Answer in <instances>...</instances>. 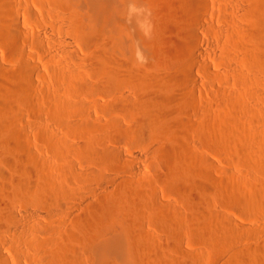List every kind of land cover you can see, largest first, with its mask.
I'll return each mask as SVG.
<instances>
[{
	"label": "bare ground",
	"instance_id": "1",
	"mask_svg": "<svg viewBox=\"0 0 264 264\" xmlns=\"http://www.w3.org/2000/svg\"><path fill=\"white\" fill-rule=\"evenodd\" d=\"M61 1L62 0H39V2L41 3V6L46 7L47 10L50 12H52L55 9V8L51 9L50 6L53 4V6L56 5V7H57L60 5V3H62ZM84 1H85L84 2L85 4L84 3L79 4V5H83L82 6L83 8L78 5L79 7L82 8V9L80 8V10L78 7H76L73 3L70 2L71 4H73V6H75V8L68 9V7H67L66 9L69 10L67 12V14L66 15L64 14L65 16H62V18H60V20H57L58 22H55L57 24H55V23L51 24V27L53 29H55L57 32H64V33L68 34V36H70L73 41H77V43H82V45H85L84 42H86L87 44L88 43L91 44L92 42H94V43L99 42V45L97 47H99L101 44L100 48L97 51H95L93 48L92 50H94L95 52H91L92 54H90L88 57H81L79 55L78 51H76L77 48L74 49L73 47H71L72 46V45L70 46L71 42H69L70 49H69V52L67 53L68 56H66V59H68V62L70 63V64L69 63L68 64L71 66H68V65H67L68 67H66V65L61 66L60 65L61 63H59L58 66L59 65L60 66L57 67L58 70H57V68L56 69L54 68L57 71V74L59 73L57 76L59 77V80H61V83L63 81V82H65V84H68V86H67L68 90L65 89V91H67L68 94L69 93L79 94V95H77V97H78V96H80V94L82 96L88 92H91V91L93 92L95 88H97L99 90H104L105 93L108 92L109 94L110 93L114 94L122 87L123 84L126 85V83L128 84V82L134 81V83L138 86V89L140 91V93L138 92L139 93V95L137 96L138 98H136V96H135V98L138 99L136 102L137 107L142 109L147 115H148V113H150V114L154 113V115L151 114V115H153V118H147L150 116H147L145 114V116H147V117L144 116L145 117L144 119H142L138 122H135L136 125L134 124V128L136 129L135 133H139V135H140L139 139L138 138H136V139H138V141L141 144L142 142L144 143V140H147L146 138H148V137L149 138L150 137H152V138L157 137L156 135L159 134V132L165 133V132H168L171 130L175 131V129H172L173 127L175 128V126H174L176 124V123L174 124L175 120H173L171 117L172 121H174L171 123H173L174 125L169 122L170 120L168 121V117L171 116V114L173 112H175V111H173V112L171 111L172 110L171 106H172V104L174 105L176 103L175 101L178 100L177 99L178 97H176L177 100H175V96L173 95V93L171 95L170 90H168V89H170V87L172 85L174 86L176 84H180L181 86L179 85V87L181 88V90H178L180 92H182V89H183V92L181 94L182 95L184 94V95L181 97L178 95L179 99L182 98V100H179L181 102V104H182V102L183 103L185 102L184 104H186V101H188V98H190L189 99L190 105H193V106L195 105V107L196 106L198 107L200 105V104L196 105V103L199 101L194 100V99H197V96H196V98L193 97V96H195L194 93L199 91L197 89H198V84L200 83V82L198 83V80L195 77V73H194L195 67L194 66H200V68H201L200 71L203 72V74L202 75L200 74V75L206 81V82H204L205 84L203 83V85H204L203 88L207 87V89L210 90L209 93H210L211 100H212L211 102L214 104L216 103L215 106L217 105L216 108L219 107L217 109H220L219 110L220 115L223 118L224 117L227 118V119H224L225 121H227L226 125L224 126V129L227 130L226 131L227 133H225L224 129L222 128L223 129L222 132H224L225 134L228 135L226 138L227 144L226 143H225L226 145L224 143L223 144L225 146H227L230 150L232 149L231 154L233 156V159L234 158H235L234 160L238 159L239 162L240 161H242L241 163L245 162L248 164L249 167L250 166L252 167L251 164L256 163L254 161L256 159V156H257V159H258V156H261V158H262V156H264V154H262V153H264V151H263L264 150V121H262L263 123H262V125H260V126H262L261 131L259 129L260 126H258V124H257V121H258L257 118L259 119L260 122H261V120H260L261 117H262V120H264V118L261 115H259L260 117L255 116L256 114L254 112L256 111V109L253 110L252 112L249 111V113H254L253 116H251V114L246 116V117L251 116L250 119L249 118H247V119L252 121V122L249 121L253 125L252 127H248L249 122L247 123L244 120L245 118H243L245 123H247V128L248 129L250 128L248 131H246L247 133H245L244 136L242 135L243 137H245V143L239 142L238 139L236 140V138H239L241 135V134H239L240 130L238 131L237 129H235L236 131L239 132L236 134L235 132H232L231 129H233V128H231V126L230 127L228 126L230 124V122L235 123L236 121H240L239 119L235 118L236 117L235 115H238L240 113L247 114L248 113L247 111L250 110L249 108H248V110L246 109L248 104L245 105L247 103L246 102L247 98H245L244 95L247 94L246 96H248V98H251V99H249V101L253 100L256 103L257 102L259 103L260 101L264 102V0H167V1L164 0L165 5L164 6L161 5V6H163V9H166L165 11H166V20H167L168 28L170 31L172 30L174 32V35H175V38L173 39V41H171V43H172V46L175 47L174 49H176V51L178 52V54L180 56V58H178V60H176L177 64L173 65L174 69L169 74H167L164 78L162 77L163 76V74H162V76H160L161 77L160 79H158V78L156 79V81L159 82V83L156 82L157 83L156 86L157 87L162 86L164 93H166V94L163 93L164 95H157L159 92H157L156 88H155L156 92L153 95L150 94V92L152 91V86L154 83L152 84L150 81L151 79L147 78L145 73H142L139 70V68H137L136 62L134 61V58H133V56H135L136 52L141 50L140 48L143 46L144 43L147 42L148 38L151 39L152 37H154V34H152L153 36L150 34V32L152 31V30H150V28H153L152 24L154 23L153 21L155 19L153 17L154 15H152V12L154 11L153 14L155 13L154 6H155V4L159 5V4H157L158 1L153 2L152 5H150L149 1H147V0H84ZM36 2H37V0H0V53H3L6 46H8V45L12 46L14 48V53H16L20 57L18 59H20L22 61L20 64L18 63L19 65H17V67L16 66L11 67V66L2 64V62H1L2 60L0 59L1 60L0 61V153H4L6 151V148L9 146L16 148L17 150H19V153H20V154L17 153L18 156L11 159L12 162L10 159L8 160V158H7L8 162H5L4 158L1 157L2 155L0 156V195H1L0 197L3 196V199L0 202V264H4V263L7 264L8 261H10L8 259V257H10V256H13L15 258L14 261H16L17 263H19L20 260L24 259V260H26V262L28 264H44L45 260L51 261V263H53V264H82V258L84 256L83 255L84 253L82 251L83 249L78 245V242H79L78 240L81 237V231H82L81 230V223H82L81 218L78 217L77 214L71 213L72 212V211H70L71 208L69 210V209H66L67 207L65 208L64 206H62L63 203L61 204L62 201L60 202V200L62 197H64L63 194L65 196L68 195L70 198H71L70 195L76 196V194H77L76 192H75V194L73 193L74 189H72L73 191H71V186L68 187V190L70 189L69 190L70 192L67 191V189H64L63 185H64V183L67 182V179L71 178L70 180L73 181V179L75 180V178L82 177L84 175L81 172H79V173L76 172L74 167L69 165V163H67V161L64 165L65 167L62 166L63 170L62 169H61V171L59 170L61 173L60 172H59L60 174L57 173L58 174L57 176H55V174L53 175V173H51V171L49 172V169L47 166V160L45 161L44 159H42V157H40V158L38 157L41 155H38V156L36 155L37 152L40 153V151L43 149L40 146L41 144L38 145L40 147L39 148L35 144H33L32 142H33V140H39V142L40 141L43 142L42 146H45V144H47L48 146H51L52 148L50 147V149H53V146L55 147L54 149H56L59 145H56L57 146L56 147L55 144L61 143V146H59V147H62L63 151L65 150L67 152L71 148L72 144H69L67 142H63L62 138L57 137L58 135L55 136V135L51 134L52 136H49L48 133H41V134H39V136H37V132H36L37 128L42 129V128H44L43 127L44 125H36L35 120L33 122H25L24 123V117L23 116H25V115H23V114L24 113L26 114L27 109L29 111L36 109L35 111H37V108L43 102H45L47 100L48 101H50V100L55 101L56 99H58L57 98L58 95L56 93L59 91L58 90L56 93H54V91L57 90L58 87L56 89L54 88L55 90H53V92L50 90L52 88V86L50 89L49 88L47 89V86L49 84L46 80H44L45 76L43 74H41L42 72H40L39 66L33 62L34 56H36L38 58L41 57V59H42V56H40V54L42 55V52H41L42 50L45 51L44 52L45 54H47V56H48L47 59L52 58L48 49L49 48L53 49L55 47L53 45L54 43L51 44L50 41L46 40L47 34H48L47 28L39 26L40 28H38V30L36 29V31L35 30L33 31L32 30L33 28H31V31H28L27 29L30 30V28L26 29V27L23 26L26 24L28 25V23L31 25L34 22L30 23V21H34L36 19L43 20V18H44L43 14L37 13L32 8V7H35ZM81 2H83V1H81ZM63 3H64V7L68 6V5H66V3H68V2H66V0ZM153 4H154V6H153ZM156 11H158V10L156 9ZM22 12H24L25 15H22ZM57 17H58V15H57ZM167 24H166V26H167ZM156 27L157 26H155V28ZM168 28H165V29H168ZM153 30H155V29L153 28ZM156 30H157V28H156ZM170 31H169V33H171ZM152 32L154 33V31H152ZM161 33L163 34L162 31H161ZM200 34H202V36L208 37L210 39V42H207V44H205L206 48L208 49V50L206 49L207 51L203 50L204 47L199 44L200 47L201 46L203 47L200 51V47L198 45V43L202 39ZM18 39L20 41L23 40L26 43V47H29V51L23 49L22 47H20L18 45L19 44V42H17ZM71 39H69V40H71ZM171 39H172V37H171ZM95 40H97V42H95ZM23 41H21L20 43L22 44ZM25 43H23V44H25ZM73 43L75 44V42H73ZM87 44L85 46H87ZM24 48H25V45H24ZM83 48H84V46H83ZM168 48H170V47H168ZM172 48L170 49V51L174 50ZM46 49L48 50L49 53L46 51ZM161 49H163V48H161ZM6 50L7 49H5V51ZM31 50L33 52H31ZM37 50H39V52ZM84 52H87V50L86 51L84 50ZM141 52H143V51L141 50ZM141 52H139V53H141ZM173 52H175V50ZM88 54H89V52H88ZM118 55H127L128 57L126 58V60H123V62L121 61L122 62V64H121V62H118L117 60H115V59H117ZM139 55H141V54H139ZM145 55H146V53H145ZM173 55L175 56V54H173ZM0 57H3V56H0ZM119 57H121V56H119ZM38 58L36 60H38ZM138 58L143 59L142 55H141V58H140V56ZM209 59L214 60L216 65L218 62L217 67L220 68L219 70L217 69L218 71L214 70L216 68H213V66H211L210 62H208ZM115 61H117L118 64L115 63ZM214 61H212V63ZM18 62H19V60H18ZM39 62H41V61H39ZM51 62H52V59H51ZM139 63L143 64V61L139 62ZM144 63H145V61H144ZM14 65H15V62H14ZM79 66L80 67H84V66L87 67L88 66L89 68H92L94 70L99 71L101 76H99V77L96 76L97 78H100V81H98L99 83L95 82V84H93V82H92V85H89L91 82L88 81L87 78L85 80L90 82V83H86V81L84 80V76H83L84 72L82 71L83 72V74H82L81 71H79V69H80ZM51 67H52V65H51ZM51 67H49V68H51ZM53 67H55V66L53 65ZM77 67L79 68L78 70L76 69ZM149 67H151V66H149ZM47 68H48V66H46V69ZM55 70H54V72H55ZM83 70H84V68H83ZM43 71H44V69H43ZM50 71H52V70H50ZM145 72H146V70H145ZM155 74H157V73H155ZM34 75L35 76L41 75V78H43L42 79L43 84L46 85L45 90L43 89L44 90L43 93H40V94L33 93L34 91H32V89L35 88V86H36L35 82L33 81ZM95 75H97V74H95ZM126 75H130L131 77L128 78L130 81L124 83V81L127 79ZM151 75L152 74H150L149 77ZM159 75L160 74H158L157 76L159 77ZM42 76H44V77H42ZM54 76H56V75H54ZM124 76H126V79H124L125 78ZM93 77H94V75H93ZM130 78H132L133 81ZM231 78L232 79L235 78L236 80L240 79V81L242 80L241 83L242 84L244 83L243 85L246 87V90L243 91L244 89L242 90V88L240 90L245 92V94L243 96H244L246 103L241 101V100H243V98L241 97L240 94H238L239 92L236 93L235 90L230 91V89L226 88L227 86L225 87V85L229 86V83H231L230 82ZM59 80H58V83L60 84ZM154 81L155 80H153V82ZM232 81H234V80H232ZM215 82L216 83H222L221 85H223V84L224 85L223 86L220 85V88H216ZM201 84H202V82H201ZM93 85L95 88L92 87ZM57 86L61 87L62 85L60 84ZM137 86H135V87H137ZM174 87H177V86H174ZM245 87H243V88H245ZM150 88H151V90H150ZM153 88H154V86H153ZM247 88H248V90H247ZM97 89H95V90H97ZM129 89H131V88H129ZM60 90H63L62 87ZM167 91H169V92H167ZM202 91H204V90H202ZM236 91H238V90H236ZM95 92H97V91H94V94H95ZM63 93H65V95H66V92H63ZM130 93H132L134 95L133 92H130ZM199 93H200V91H199ZM155 94H156V96H154ZM62 95H59V96H61L64 99L65 96H64V94H62ZM72 95H71V97L68 96L69 99L75 98L76 95H74V96H72ZM187 95H188V97H187ZM106 96H107V94H106ZM130 96H132V95H130ZM157 96H159V97H157ZM160 96H162V97H160ZM184 96L187 99V100L185 99V101H183ZM77 97L75 99H77ZM198 97H199V94H198ZM65 100L66 99H64V102H65ZM198 100H199V98H198ZM127 101H128V99H127ZM130 101H129V103H130ZM179 101H177V103ZM191 101H192V103L195 102V104H191ZM240 101H241V103H240ZM55 102L57 103V101H55ZM62 102H63V100H62ZM124 102L126 103V100L123 101L122 99H119L117 102L111 103L110 107L104 106V108L107 107L106 108L107 111H109V110L115 111L118 108L123 109L122 107H123V104H125ZM201 102H199V103H201ZM250 102H252V101H250ZM56 103H55V105H56ZM79 103H81V102H79ZM242 103L243 104L245 103L244 105L246 107H244V105H242ZM48 104H49V102H48ZM68 104H69L68 102H65V104H63V105H65V107H66V106H68ZM251 104H249V105H251ZM52 105H54V104H52ZM81 105H85V104H81ZM81 105L79 104V106H81ZM210 105L211 104H209V105L207 104L205 107L204 106L202 107V109L204 110L201 112V114H203L202 116H204V117L201 116L203 118V119L201 118L202 122H204L208 118H212L210 116L213 114H212V112H210V110L212 111L213 109L210 108V110H209V108H208V106H210ZM56 106H58V105H56ZM201 106H199V107L201 108ZM69 107H70V105H69ZM69 107H67V108L71 109V107L70 108ZM108 107H109V109H108ZM225 107L227 109H225ZM43 108L45 109L46 107H43ZM59 108H60V106H59ZM46 109H48V108H46ZM76 109H77V106H76ZM152 109H155L156 113H155V110H153L154 112L153 111L150 112ZM202 109H200V110H202ZM217 109H216V111H217V115H218ZM72 110H74V109H72ZM80 110H82V109H80ZM24 111H26V112H24ZM48 111H49V109H48ZM62 111H64V110H62ZM65 111H64V113H65ZM69 111H71V110H69ZM44 112H46V111H44ZM44 112L42 111V113H44ZM51 112H52V110H51ZM57 112H59V111H57ZM213 112H215V111H213ZM210 113H211V115H210ZM35 114H38V112L37 113L35 112ZM66 114H68V113L66 112ZM214 114L216 116V112ZM39 115L37 117H39ZM54 115H56V113ZM57 115H61V113L57 114ZM142 115H144V114H142ZM220 115H219V117L221 119L222 117ZM240 116H242V115H240ZM240 116H239V118H242ZM217 117L218 116H216V118ZM134 118H136V117H134ZM235 119H237V120H235ZM208 121H209V119H208ZM206 122H207V120H206ZM227 123H229V124H227ZM250 123H249V126L251 125ZM78 124L81 125V123H79V122H78ZM96 124H95L96 126H98V127L100 126L99 123H96ZM198 124H199V122H198ZM73 125H75V124H73ZM89 125L90 124H88V126ZM113 125H115V124H113ZM77 126L79 127V125H77ZM88 126H86V125L84 126V127L88 128L87 131L85 130L86 131L85 134L83 133V135L86 139L84 140L83 143H80L79 151L77 149L76 150L74 149V150L79 152L78 154H80V153L84 154V156L88 155V154L90 156V153L93 151V153L95 152L94 158L97 157L98 159H100L103 162H104V159H108L110 161L112 160V162H113V159H116V158L118 160H120V158H122V155H121L120 151H118V150L116 152H112V151H109V150H106L103 148L101 150V147L99 148L100 150L98 149L99 151L98 150L95 151V149H93L94 146L97 145V142L98 143L100 142V141H98L100 138L96 139L97 136L96 137L94 136V132L92 134V131L94 129H96V127L94 128L92 126L93 127L92 128L91 126H89L93 129V130H91V128H89ZM243 126H244V124H243ZM255 126L259 127L258 128L259 130L257 129V127L255 128ZM218 127H219V125H218ZM222 127H223V123H222ZM80 128H81V126H80ZM99 128H102V127L100 126ZM204 128H205V125H204ZM68 129L70 130L69 127H68ZM118 129H122V128L120 127ZM78 130H79V132L81 131L80 129H76V131H78ZM134 131L135 130H130L128 128L126 130H122V132H120V133L117 132L116 136L113 135L116 138L114 140L118 141V143H122V142L126 143L125 141L127 139L131 140V136L133 135ZM218 131H221V129L217 130L216 132H218ZM95 132H96V130H95ZM224 133H223V135H224ZM160 135H159V137H160ZM167 135H170V134H167ZM167 135H165L164 137H166ZM54 136L57 137V139H56L57 141H59V140H62V141L57 142L55 140ZM237 136H239V137H237ZM149 138H148V140H149ZM220 138L222 139V136ZM111 139H113V138H111ZM150 140H151V138H150ZM241 140L243 141L244 139H241ZM81 142H82V139H81ZM100 143H101V146H103L105 141H101ZM132 143H128V144H132ZM256 143H259L261 146L255 147L256 145H254V144H256ZM176 144H178V143H176ZM253 145L256 148V150H257V148H258V150L260 149V152L259 151L258 152L261 155L258 152H256L255 150H253L254 149ZM74 146H76V145H74ZM74 146H72V147L74 148ZM174 146H176V145L174 144ZM59 147H58V149H59ZM96 147L98 148V146H96ZM180 147H182V146L180 145ZM45 148L46 147H44V149ZM167 148H169V146H167ZM72 149H70V150L72 151ZM170 149H168V150H170ZM172 149H175L174 150L175 152H180V153L186 154V152L180 151V149L182 150V148L179 149V147H178L179 151L177 148H174V147ZM229 149H227V150H229ZM261 149L263 152L261 151ZM60 150L59 151L57 150L58 154H59ZM165 150H166V148H165ZM67 152H65V153L67 154ZM53 153L55 154L56 151H54ZM61 153H63L62 150H61ZM65 153H64V155H65ZM93 153H92V156H93ZM171 154H172V152H171ZM193 154L194 153H192L191 155H193ZM55 155L57 156V154H55ZM173 155L176 156L177 153H175ZM195 155L193 157L194 159H196V157H198V156L195 157ZM59 156H61V155L59 154ZM92 156H90V159L94 160V158H91ZM187 157H188V155H187ZM187 157H185V159L182 158L185 161V166H183V167L180 166V167H181V169L185 167L186 171L189 173L193 169L192 165L196 164L197 161L192 159V156H190L191 159L193 160V162H191L192 160L190 159V157H188V160H187ZM9 158H11V157H9ZM63 159H64V157H63ZM98 159H97V161H98ZM257 159H256V161H257ZM260 160H259V162H260ZM97 161H95V162H97ZM101 161H100V163H101ZM182 161H181V165H182ZM184 161H183V163H184ZM199 161H202V160H199ZM190 162L193 164L190 165ZM235 162H237V161H235ZM259 162L257 163V165L260 164ZM7 165H10L11 167H13L14 170L18 171L19 173L21 172V175L13 177L14 179L10 178L9 174H7L9 172H7V169L5 170V168H4V167H8ZM261 167H260L261 168L260 170H261L262 174L264 175V167L263 166H261ZM185 168H184V170H185ZM250 168H249V170H250ZM3 169L6 171V173L5 172L4 173L6 175H8V178H6V175L3 174V171H4ZM14 170H12V171H14ZM176 171H179V170H176ZM186 171H184V172H186ZM39 172L41 174L43 173V175L39 174ZM179 172H177L178 175L180 174V176L182 177V175H184V174L181 175V173H183V172H181V171H179ZM250 172H249V175H250ZM257 173L260 174V172H257ZM173 174H176V172H174ZM169 176L170 177L173 176L172 178L169 177L171 181L172 180H174V181L179 180L178 177H175V175H172V176L169 175ZM246 176H248V175L246 174ZM184 177H187V176H184ZM254 178H257V177H254ZM6 179H7L8 183L6 182ZM78 179H81V178H78ZM82 179H83V177H82ZM180 179H182V178H180ZM258 179H259V177L257 178V180ZM223 180H225V179H223ZM244 180H246V178H244ZM69 181H68V184H69ZM202 181H203L202 183L200 182L201 184H203L206 180H202ZM247 181H248V179H247ZM5 182L7 184V187H4V185H3ZM179 182H180V180H179ZM179 182H177V183H179ZM191 183H192V185L197 184L195 182H194V184H193V182H191ZM206 183L207 182H205V184ZM186 185H188V188L190 187L189 184H185V186ZM198 185L195 187L200 188V187H198ZM211 185H213V184H210V186ZM66 186H68V185L66 184ZM137 186H139V185H137ZM142 186L140 184L141 188H142ZM224 186H225V188H227L228 185L226 186V184H225ZM217 187L218 186H216V188ZM208 188H210V187H208ZM213 188H215V187L213 186ZM239 188H241V187H239ZM239 188H237V189H239ZM260 188H262V186ZM206 189H204V191ZM229 189H231V188H229ZM136 190H137V188H136ZM191 190H193V186H192ZM64 191L69 192V194L66 195ZM196 191H198V189ZM253 191H254V189H253ZM135 192H137V191H135ZM139 192H138V194H139ZM249 193L252 194V191H250ZM261 193H263V192H261ZM80 194H81V192H80ZM80 194H78V195H80ZM188 194H190V193H188ZM196 195H197V193H196ZM262 195L263 194H261L260 197ZM147 197H148V195H147ZM194 197H193V199H194ZM236 197H238V196H236ZM66 198H64V200ZM199 198H201V197H199ZM263 198L264 197L262 196L261 199H262V202L264 204ZM249 199H251L250 196H249ZM191 200H192V198H191ZM195 201H194V203H195ZM258 201H255V202H258ZM119 202H117V205H119L118 204ZM127 202H126V204H127ZM143 202L144 201H142L141 203L139 202V203L142 205ZM24 203H26V204H24ZM144 203H146V202H144ZM255 204H257V203H255ZM258 204H260V201ZM121 205H123V204H121ZM121 205H120V207H121ZM37 206L42 207V209H44V210L46 209L45 212L49 216L48 217L46 215L47 216L46 220L40 221L37 219L38 216L40 215L38 213L37 208H35ZM136 206H137V204H136ZM17 207H20L21 209L19 210V208H18L19 211H17ZM123 207H126V206L123 205ZM130 208H131V206H130ZM118 209H119V207H118ZM136 209H135V211H136ZM166 210H168V209H166ZM263 210H264V208H263ZM56 212H61V213H59V214H62L60 216L61 219L60 218H57V219L53 218V216H54L53 214ZM168 212H169V210H168ZM81 213H83V212H81ZM132 213H134V211ZM19 214H20V216H19ZM119 215H121V214H119ZM139 215L142 216V214H139ZM169 215H167V216H169ZM196 215L194 216V218H198V217H196ZM125 216H127V215H125ZM130 216L131 215H129V217ZM115 217L116 216H113V218H115ZM204 217H205V215H204ZM85 218H86V216H85ZM109 219H107V220H109ZM113 220H116V219H113ZM119 220L120 219L118 217V220H116L117 224H118V222H119V224L121 223ZM214 220H215V221H213L214 224L216 223V225H218L221 228V231L224 232L225 234H228L230 232H234L231 229L232 224H231L230 219L221 218V216L219 218V216H218L217 218H214ZM121 221L123 222L125 220H121ZM112 223H115V222H112ZM137 223L141 224L139 221ZM173 223H174V221H173ZM133 224H134V222H133ZM136 224H135V226H137ZM206 224H204V225H206ZM115 227H117V226H115ZM137 227H139V225ZM210 228H209V230H210ZM220 228H217V229H220ZM137 229H140V228H137ZM96 230H94V233ZM243 230H245V229H243ZM131 231H134V229H132ZM138 231H140V230H138ZM168 231H169V229H168ZM212 231H213V228H212ZM181 232H183V231H181ZM106 233L108 235L102 234V232H101V234L98 233L99 234L98 236L95 234L97 236L95 238V241L92 243V245H90L86 249L89 256L98 257V258L102 259L104 261L103 264H119L120 259H124V260L125 259H129V260L134 259V255H135L134 253L135 252H133L132 246L130 247L128 245L126 247V242L128 240V237H129L128 236L129 235V229L127 227H122L119 232L115 231V229H112L110 234L108 233V230ZM254 233H256V232H254ZM137 234L142 235L141 232L140 233L138 232ZM144 234H146V233H144ZM180 234H179V236H180ZM204 235H206V233ZM216 235H218V234H216ZM216 235L215 234L210 235V238L212 239V240L210 239L212 241V244H213V241L218 238ZM208 236H209V234H208ZM135 237H133V238H135ZM219 238H220V236H219ZM82 239H83V237H82ZM145 239H146V237H145ZM153 239H154V237H153ZM131 242H132V240H131ZM148 242L150 243V240L147 242H143V240L140 241L138 243V244H140L139 245L140 249H141V247L144 248V246H145L147 248L149 246L151 248L150 250L153 251V249H154V251L156 253L157 251H156V248L154 247L156 244L154 245V243H153L154 246L151 247L150 246L151 244L147 245ZM157 243H159V242H157ZM214 243H215L214 244L215 247H217L216 241H214ZM221 243H222V241L219 244H221ZM233 246H235V245H233ZM233 246L231 248H233ZM149 247H148V250H146L147 251L146 254L152 255V252L151 253L149 252L150 251ZM221 247H223V246H221ZM227 247H228V245H227ZM168 248H169V246H168ZM141 250H143V249H141ZM255 250H257V248ZM4 251L7 253H5ZM225 252H226V250H225ZM155 253L153 252V255ZM165 253H162V254H165ZM176 253H178V252H176ZM229 253H231V257L233 256L235 258V259L233 258L235 260V262L238 259H241L244 261L246 260V263H247V260H251V262H250L251 264H253L255 262L254 253H251V251H249L248 249H239L238 248V249H236V251H232ZM256 253H257V251H256ZM139 254H141V253H139ZM181 254H182V252H181ZM187 254H188V252H187ZM222 254H224V253L222 252ZM263 254H264V252H263ZM263 254L261 253V255H263ZM184 255H185V253H184ZM176 256H177V254H176ZM257 256L258 255L256 254V257ZM180 257H182V256H180ZM225 257H227V256L225 255ZM152 259L153 258L151 257L149 260L151 261ZM84 260H85V258H84ZM138 260H139V258H138ZM146 260H147V258H146ZM252 260L254 262H252ZM256 261H259V260H256ZM147 262H149V261L147 260ZM158 262H159V260H158ZM262 262H264V261L262 260ZM155 263H153V264H155Z\"/></svg>",
	"mask_w": 264,
	"mask_h": 264
},
{
	"label": "rangeland",
	"instance_id": "2",
	"mask_svg": "<svg viewBox=\"0 0 264 264\" xmlns=\"http://www.w3.org/2000/svg\"><path fill=\"white\" fill-rule=\"evenodd\" d=\"M81 1H83V2H81ZM147 1H149L150 5H152L153 2H157V1H158L157 4H159V5H156L154 3L155 6L153 4L155 13L153 14V12H154L153 11L152 15H154L153 17L155 20L153 22L155 24L153 23L152 27L155 30H153V28H150V30L154 31V33L151 31L150 34L151 35L154 34V37L151 38L152 40L150 38H148L147 42L144 43L143 46L140 48L143 52H141V50H139L138 52H136V54H135V56H133V58H134V61L136 62L137 68H139V70L142 73H145L147 78L151 79L150 81L152 84L154 83L153 84L154 88L152 86V91L150 92V94L153 95L157 90V92H159L158 94L156 93L157 95H164L166 93H164L162 86L161 87L156 86L157 83H159L158 81H156V79L157 78L160 79L161 78L160 76H162V74H163V76H162L163 78L167 74H169L174 69L173 65L177 64L176 60H178V58H180V56H179L178 52L176 51V49H174L175 47H173L172 43H171V41H173V39L175 38V35H174V32L172 30L170 31L168 28V24H167V20H166V11H165L166 9H163V6L165 5V1L164 0H156V1L155 0L154 1L153 0H147ZM61 2L63 3V2H65V0H62ZM66 2H68V3H66V5H68V6L65 5L66 7H64V3L63 4L60 3V5L57 7H56V5L53 6V4H52L50 6V8L51 9L55 8V9L52 12H50L47 10L46 7H42L39 0H37L35 7H32V8L37 13L43 14V17H44L43 20L36 19L34 21H30V23L34 22L31 25L27 22L29 26L27 24L23 25L26 27V29L30 28V30L27 29L28 31H31V28H33L32 29L33 31L34 30L36 31V29L38 30V28H40V27L47 28L48 34H47L46 40L50 41L51 44L54 43L53 45L55 47L53 49L52 48L48 49L51 56H52V58H51L52 62H51V59H47L48 56H47V54L44 53L45 51H43V50L42 51L40 50L42 52V55L39 53L40 56H42V59H41V57H39L40 58L39 59L38 57L34 56V59L36 60L38 58V60L35 61L33 59V62L39 66L40 72H42L41 74H43L45 76L44 80H46L49 84L47 86V89L48 88L50 89L52 86V88L50 89L52 92L57 87H58V89L55 90L54 93H56L59 90L56 93L58 95L57 96L58 99L55 100V101H57V103L54 100L53 101L47 100L49 102V104L47 101L43 102L40 105L42 108L39 106L37 108V111H35L36 109L30 110V111L27 109L26 111L28 113L26 111H24V112H26V114L24 113L23 115H25V116H23V117H24V123L25 122H33L35 120L36 125H44L43 126L44 128H42V129L37 128V130H36L37 136H39V134H41V133H48L49 136H52L51 134H53L55 136L58 135L57 137L62 138L63 142H67L69 144H72L70 149H72L73 148L72 146H74V145H76L78 147L77 148L76 146H74L72 151L69 149L67 152L65 150L63 151L62 147H59V146H61V143H57V144H55V146L59 145L58 146L59 149L57 146H56L57 147L56 149L58 151L61 149L63 152V153H61V150H60L59 154L61 156H59L57 150L54 149L55 148L54 146H53V149H50L51 146H48L45 143H44L45 146H42L43 142L40 141L41 142L40 143L39 140H33V142H32L37 147H39L38 145L41 144L40 146L43 148L42 149L43 151L41 150L40 153L37 152L36 155L37 156L41 155L38 157L39 158L42 157V159H44L45 161L47 160V166H48L49 172L51 171V173H53V175L55 174V176H57L58 175L57 173H59L61 171V169L63 170L62 166L65 165L66 161H67V163H69V165L74 167L76 172H78V173L81 172L84 175V176H82L83 179H82V177H78L81 179L75 178V180L73 179V181L70 180L71 178H68L67 182L64 183V185H63L64 189H67V191L70 190V189L68 190V187L71 186V191H73L72 189H74L73 193L75 194V192H76L77 197L70 195L71 196V198H70L67 195V194H69L70 191L65 192L66 191L65 190L64 192L69 198L63 194L64 197H62L63 199L61 198V200H60V202L62 201L61 204L63 203L62 206H64L65 208L67 207L66 209H69V210L71 208V210H70V211H72L71 213L77 214V216L81 218V221H82L81 230L82 231H81V237L78 240L79 241L78 245L83 249L82 251L84 253L83 254L84 256L82 258V264H103L104 261L102 259H100L98 257L89 256L86 249L90 245H92V243L95 241V238L99 234H101V232H102V234H107L106 232L108 230V233L110 234L112 229H115V231L119 232L122 227H127L129 229V235H128L129 237H128V240L126 242V247L128 245L130 247L132 246V249H133V252H135L134 253L135 255H134V259H130V260L129 259H125V260L120 259L119 264H148V263L153 264L155 262H156L155 264H166V263L167 264L168 263L169 264H235V263L236 264H251L250 263L251 260H247V263H246V260L244 261V260L238 259L235 262V260H234L235 258L233 256L231 257V253H229V252L236 251V249H238V248L239 249H248L249 251H251V253H254L255 262L252 260V262H254L253 264H258V263L264 264V262H262V260L264 261V259H263L264 258V254H263V252H264V240H263L264 239V212H263L264 211L263 210L264 204H263L262 199H261L262 196L264 197V180H263L264 175L262 174V172L260 170L262 168L261 166L264 167V164H263L264 163V159H263L264 156H262V158H261V156H258V159L259 160L261 159L260 162L256 156L257 161H256V159L254 160L256 163H254L255 165L251 164L252 165V167L250 166L251 168L248 166L247 163H245V162L241 163L242 161L239 162L238 159H236V160H234L235 158L233 159V156L231 154L232 149L230 150L227 146H225L227 144L226 138L228 135L225 134V133H227L226 132L227 130L224 129V126L226 125L227 121H225L224 119H227V118H225V117L223 118L219 113L220 109H217L219 107L216 108V106H217V105L215 106L216 103L214 104L211 102L212 100H211V96L209 93L210 90H208L207 87L203 88V86H204L203 83L206 81L201 76L203 74V72L200 71L201 70L200 66H194L195 67L194 68L195 77L198 80V83L200 82L198 84V89H197L200 91V93H199V91L196 90L197 92L195 91L196 93H194L195 96H193V97L196 98V96H197V99H194V100L199 101V102L202 101L201 103H199V102L196 103V105L197 104H200L199 106L202 105L201 108L199 106H198L199 107L198 108L197 106L195 107V105L194 106L190 105V102H189L190 98H188V101H186V104H184L185 102L184 103L182 102V104H181V102L179 100H182V98L179 99V96L181 97L184 95V94L183 95L181 94L183 92V89H182V92H180V91H178V90H181V88L179 87L180 84L174 85L177 87H174L172 85L170 87V89H168V90H170L171 95L173 93V95L175 96V100L178 99L177 101H179V102L177 103V101H175L176 103L174 102L175 104L174 105L172 104V106H171L172 110L171 109L170 110L172 112L173 111H175V112H173L171 114V116L168 117V121L170 120L169 122L171 123V122H174V121H172V119L175 120L174 124L176 123L177 125L176 124L174 125L173 123H171L175 126V128L174 127L172 128V129H175V131L171 130V131L165 132L166 134L164 132H162V133L159 132V134L156 135L157 137H155L156 139L150 137L151 138V140H150V138L148 137L149 140H148V138H146L147 140H144V143L142 142L140 144V142L138 141L140 135H139V133H135L136 129L134 128V124L136 125L135 122H138L147 116H150L147 118H153L154 113H151L153 115H151L150 113H148V115H147L142 109L137 107L136 102L138 99H136V98H138L137 96L139 95L140 91L138 89V86L132 80V78H130V79L133 82H131L128 79L129 77H131L130 75H126L128 80L126 79V76H124L125 78L123 77L124 79H126L124 81V83H126L128 81H130V82H128V84L126 83V85L123 84L122 87L114 94L113 93L109 94L108 92L105 93L104 90H99V89L95 88L93 85L92 87L97 89V90L94 89V91H97V92H95L96 95L94 94V91L93 92L91 91V92H88L89 94L86 93L82 96L80 94V96H78V97H77V95H79V94H75V93H69L68 94L67 91H65V89L68 90V87H67L68 84H65V82H63V81L61 83V80H59V77L57 76L59 73L57 74V71L55 69L57 67H59L60 65L61 66L66 65V67L71 66V65H69L70 63L68 62V59H66V56H68L67 53L69 52L71 45H72L71 47H73L74 49L77 48L76 51H78V53L81 57H88L90 54H92L91 52L97 51L101 46V44H100V46L97 47L99 45V42H97V40H95V42H97V43L92 42L91 44L90 43L87 44L86 42H84L85 45L87 44V46L82 45V43H77V41H73L71 39V37L68 36V34H66L64 32H57L55 29H53L51 27L52 23L58 22L57 20H60V18H62V16H65L67 14V12L69 11L66 9L67 7H68V9H70V8L72 9V8H75V6H76L80 10V8L83 5H79V4H82L85 1L84 0H66ZM70 2L73 3L75 6H73V4H71ZM78 5L81 7H79ZM161 5H163V6H161ZM156 9L158 11H156ZM22 15H25L24 12H22ZM57 15H58V17H57ZM55 24H57V23H55ZM166 24H167V26H166ZM155 26H157L156 27L157 30H156ZM165 28H168V29H165ZM161 31L163 32V34L161 33ZM169 31L171 33H169ZM200 36L202 38L201 39L202 42L200 41L198 43V45L200 44L204 47V48L202 46L200 47V45H199L200 51L202 48H203V50L207 51L208 49L206 48L205 44H207V42H210V39L208 37L202 36V34H200ZM171 37H172V39H171ZM69 39H71L72 41ZM21 41H23V40H21ZM21 41L18 39V41H17V42H19L18 45L20 47H22L23 49L29 51V47H26V43L23 41V43H25V44L22 43L23 44L22 45L20 43ZM69 42H71L70 46H69ZM73 42H75V44ZM24 45H25V48H24ZM83 46H84V48H83ZM168 47H170V48H168ZM93 48L95 51L92 50ZM161 48H163V49H161ZM171 48L174 49L175 52H173L174 50L170 51ZM5 49H7V50L5 51ZM5 49H4L3 53H0V56H3V57H0V59L2 60V61L1 60L0 61L2 62V64H5V65L11 66V67L12 66L17 67V65H19L22 62L20 59H18L20 57L16 53H14V48L12 46L8 45L5 47ZM32 50H31V52H33ZM48 50L46 49L47 52H48ZM84 50L85 51L87 50V52H84ZM37 51L39 52V50H37ZM88 52H89V54H88ZM139 52H141V53H139ZM145 53H146V55H145ZM139 54L142 55L143 59L138 58L139 56L141 58V55H139ZM171 54L172 55L175 54V56L174 55L172 56ZM119 56H121V57H119ZM127 57H128L127 55H118L117 59H115V60H117L118 62H121V61L123 62V60H126ZM18 60H19V62H18ZM211 60L209 59L208 62H210L211 66H213V68H216L214 70H217V69L219 70L220 68L217 67L218 62L216 65L215 61L212 60V61H214L212 63ZM13 61L15 62V65H14ZM39 61H41V62H39ZM117 61H115V63L118 64ZM142 61H143V64L139 63ZM144 61H145V63H144ZM122 62H121V64H122ZM59 63H61V64L58 66ZM51 65H52V67H51ZM53 65L55 67H53ZM46 66H48L47 69H46ZM149 66H151L152 68ZM49 67H51V68H49ZM85 67L86 66H84V67L79 66L80 69L78 67L76 69L77 70L79 69V71H81L82 74L84 72V74H83L84 80L87 78V80L91 82L90 83V82L85 80L86 83H90L89 85H92V82H93V84H95V82L99 83L98 81H100V78L96 77V76H98V77L101 76L99 71L94 70L92 68H89L88 66L86 68ZM83 68H84V70H83ZM43 69H44V71H43ZM50 70H52V71H50ZM54 70H55V72H54ZM57 70H58V68H57ZM145 70H146V72H145ZM155 73H157V74H155ZM95 74H97V75H95ZM150 74H152V75L149 77ZM158 74H160L159 77L157 76ZM54 75H56V76H54ZM93 75H94V77H93ZM44 76H42V77H44ZM42 79L43 78H41V75L40 76L39 75L33 76V81L36 84L35 88L32 89V91H34L33 93L40 94V93H43V91L45 90L46 85L43 84ZM58 80H59L60 84L62 85L61 87L63 90H60L61 87L57 86V85H60L58 83ZM153 80H155V81L153 82ZM232 80H234V81H232ZM241 81H240V79L236 80L235 78H233V79L231 78V80H230L231 83H229V86L225 85V87L227 86L226 88L230 89V91L235 90L236 93L239 92L238 94H240L241 97L243 98V100H241L243 102H245V99H244V96H245V98H247L246 99L247 103L246 102H245L246 104L244 103L245 105H247V104L249 105L251 103L252 104L249 106L247 105V107H246L242 103V105H244V107H246L247 110H248V108L250 109L247 111L248 113L247 114L240 113L238 115H235L236 116L235 118L239 119L240 121H236L235 123L230 122V124L229 123H227V124H229L228 125L229 127L231 126V128H233V129H231L232 132H235L236 134L240 132L239 133V134H241L240 137L237 136L240 139L236 138V140L238 139L239 142L245 143V137H243V136L245 133H247L246 131H248L250 129V128L249 129L247 128V123L249 121L252 122L251 120H249L250 117L253 116L255 113L256 117L257 116L260 117L259 115H261L264 118V108H263L264 102L262 101L263 102L262 103L260 101L261 103L260 102L256 103L253 100H250V101H252V102H250L249 99H251V98H248V96H246L247 94L244 95L245 92H243V91L246 90V87L243 85L244 83L243 84L241 83ZM201 82H202V84H201ZM221 84L222 83H216L215 82L216 88H220ZM223 85H221V86H223ZM135 86H137V87H135ZM243 87H245V88H243ZM129 88H131V89H129ZM155 88H156V90H155ZM241 88H242V90L243 89L244 90L243 91L240 90ZM150 90H151V88H150ZM202 90H204V91H202ZM236 90H238V91H236ZM247 90H248V88H247ZM63 92H66V95ZM130 92H133L134 95ZM167 92H169V91H167ZM62 94H64V96H65V98H64V99H66L65 102L69 103L68 106H66V107H65V105H63V104H65L64 99L61 96H59ZM106 94H107V96H106ZM156 94L154 96H156ZM198 94H199V97H198ZM71 95L72 96L76 95L75 98L77 97V99H75V98L69 99V97H71ZM130 95H132V96H130ZM135 96H136V98H135ZM185 96L183 97L184 98L183 101H185V99H186ZM157 97H159V96H157ZM160 97H162V96H160ZM176 97H178V98L176 99ZM187 97H188V95H187ZM198 98H199V100H198ZM119 99H122L123 101L126 100V103L124 102L125 104H123V107H122L123 109L118 108L115 111H112V110L107 111L106 110L107 107L104 108V106L110 107L111 103H113V102L115 103ZM127 99H128V101H127ZM62 100L64 103L62 102ZM129 101H130V103H129ZM241 101H240V103H241ZM79 102H81V103H79ZM55 103L58 106H56ZM52 104H54V105H52ZM79 104L80 105L85 104L86 106L81 105L82 106L81 107V106H79ZM191 104H195V102L192 103V101H191ZM207 104L208 105L211 104L210 105L211 107L208 106V108H209V110H210V108L213 109L212 111L210 110V112H212L213 115H211V113H210V115H211L210 117H212V118H208L209 121H208V119H206L207 122H206V120L205 121L203 120L204 122H202L201 118L204 117V116H202L203 114H201V112L204 111L202 109V107L203 106L205 107ZM256 104L257 105L259 104V105L257 106ZM69 105H70L71 109L67 108V107H69ZM59 106H60V108H59ZM76 106H77L78 110L76 109ZM43 107L48 108L49 111H48V109H46V108L44 109ZM109 107H108V109H109ZM214 107L218 110V115H217V111ZM72 109H74V110H72ZM80 109H82V110H80ZM200 109H202V110H200ZM225 109H227V108L225 107ZM255 109H256V111L254 113H249V111L252 112ZM51 110H52V112H51ZM56 110L59 111L61 113V115H57L60 113L57 112ZM62 110H64V111L66 110L65 113ZM69 110H71V111H69ZM153 110H155V109H152L150 112H152ZM42 111L43 112L46 111V112H44L45 114L42 113ZM213 111L216 112V116L219 117V115H220L223 119L222 118L220 119V117L216 118V116L214 114L215 112H213ZM35 112L36 113L38 112V114H35ZM54 112L56 113V115H54L55 114ZM66 112L68 114H66ZM155 113H156V110H155ZM142 114H144V115H142ZM145 114L147 116H145ZM250 114H251V116L246 117ZM38 115L40 118L37 117ZM240 115H242V116H240ZM239 116L242 118H239ZM134 117H136V118H134ZM171 117H172V119H171ZM243 118H245L244 120L247 123H245ZM247 118H249V119H247ZM237 119H235V120H237ZM257 120H258L257 121L258 126L262 125V123H263L262 121H264V120H262V117L260 119L261 122L259 121L258 118H257ZM78 122L81 123V125L78 124ZM198 122H199V124H198ZM96 123H99L102 128H99L100 126L99 127L96 126L97 125ZM112 123L115 125H113ZM222 123H223V127H222ZM249 123H248V127H252L253 125L250 123L251 125L249 126ZM73 124H75V125H73ZM82 124L84 126L85 125L88 126V124H90L89 126H91V127L93 126L94 128L96 127V129L93 130L92 129L93 127L91 128L88 126L89 128H91V130H93L92 134L94 132V136L98 137V138L96 137V139L100 138L98 141H100V142L105 141L103 146H101L100 142L99 143L97 142V145H95L93 148V149H95V151H97L100 147H101V150L103 148V149H106V150H109L112 152H116L118 150V151H120L122 158H120V160H118L117 158H116L117 160L113 159V162H112V160L110 161L108 159H104V162H103L100 159H98L97 157L94 158L95 152L93 153L92 150H91L92 152L91 153L89 152V153H90V156H92V153H93V156L91 158H94V160L90 159L89 154L85 155V156L82 153L78 154L79 152H77L75 150L77 149L79 151L80 143H83L84 140L86 139L84 137L83 133L85 134V132L88 129V128L84 127ZM243 124H244V126H243ZM77 125H79V127ZM204 125H205V128H204ZM218 125L220 128L218 127ZM80 126H81V128H80ZM68 127L70 128V130L68 129ZM120 127L122 129H118ZM256 127L257 126H255V128ZM128 128L130 130H135L133 132V135L131 136V140L133 139L132 141L127 139L125 141L126 143L122 142L123 143L122 144V143H118V141L114 140V139H116L114 136H116L117 132L120 133V132H122V130H126ZM222 128L224 129L225 133L222 132L223 131ZM258 128L259 127H257V129ZM261 128H262V126H260V128H259L260 131H261ZM76 129H80L81 131L80 132H79V130L76 131ZM220 129H221V131L216 132L217 130H220ZM235 129H237L238 131L240 130V131L238 132ZM95 130H96V132H95ZM223 133H224V135H223ZM164 134L165 135L170 134L171 136L167 135L166 137H164L165 136ZM159 135H160V137H159ZM55 136H54V138L56 140L57 137H55ZM221 136H222V139L220 138ZM111 138H113V139H111ZM136 138H138V139H136ZM81 139H82V142H81ZM241 139H244V140L242 141ZM61 141L62 140H59L57 142H61ZM128 143H132V144H128ZM176 143H178V144H176ZM223 143L224 144L226 143V144L224 145ZM174 144L176 146L177 145L178 146L176 147V146H174ZM180 145L182 147H180ZM254 145H256L255 147L261 146L259 143H256ZM254 145H253V148H254L253 150H255L256 152H258V151L260 152V149L258 150V148H257V150H256ZM96 146H98V148ZM167 146H169V148H167ZM44 147H46V148L44 149ZM173 147L177 148V149H178V147H179V149L182 148V150L180 149V151L186 152V154L185 153L183 154L180 152H175L174 151L175 149H172ZM165 148H166V150H165ZM168 149H170V150H168ZM179 149H178V151H179ZM227 149H229V150H227ZM53 150L56 151L55 154H57V156L53 153L54 152ZM261 151H262V149H261ZM65 152H67V154ZM171 152H172V154H171ZM17 153L20 154L19 150H17L14 147L9 146L6 148V151L4 153H0V156L2 155L1 157L4 158V161L8 162L9 159L11 160L14 157L18 156ZM64 153H65V155H64ZM175 153H177L178 156L173 155ZM192 153H194V154L191 155ZM182 154L185 157H187V155H188V157L192 156V159H194L193 157L195 154H196L195 157L196 156L199 157V158L196 157V159L198 158L197 160L194 159L195 161H197L198 164L196 163V164L192 165V168L194 170L192 169L189 173L186 171L185 167H184L185 170H184V168L181 169V167L185 166V161L182 159V158L185 159V157ZM262 154H264V153H262ZM9 157H11V158H9ZM63 157H64V159H63ZM188 157H187V160H188ZM7 158H8V160H7ZM97 159H98V161H97ZM181 159L184 161V163ZM190 159H191V157H190ZM99 160L101 161V163ZM199 160H202V161H199ZM95 161H97V162H95ZM181 161H182V165H181ZM235 161H237V162H235ZM11 162H12V160H11ZM191 162H193V160ZM191 162H190V165L193 164ZM258 162L260 163L259 164L260 166L257 165ZM7 166L8 167H4V168H5V170L7 169V172H9L7 174H9L10 178L21 175V172L19 173L18 171L14 170L13 167H11L10 165H7ZM249 168H250V170H249ZM5 170L3 171V174L6 173ZM12 170H14V171H12ZM176 170L183 172V173H181V175L182 174H184V175H182V177H181L180 174L178 175V173H177L179 171H176ZM184 171H186V172H184ZM174 172H176V174H173ZM249 172H250V175H249ZM257 172H260V174ZM39 174H41V173L39 172ZM246 174L248 176H246ZM41 175H43V173ZM169 175H171V176L175 175V177H178L180 182H179V180L178 181L172 180L173 181L172 182L170 180V178H172L173 176L170 177ZM184 176H187V177H184ZM243 177L246 178V180H244ZM254 177H257V178L259 177V179L262 182L259 179L257 180V178H254ZM6 178H8V175H6ZM180 178H182V179H180ZM223 179H225V180H223ZM247 179H248V181H247ZM202 180H206L205 182H207L206 183L207 185L205 184V182L203 183L204 185L201 184L203 182ZM68 181H69V184H68ZM6 182H7V179H6ZM6 182L3 184L4 187H7ZM177 182H179V183H177ZM191 182H193V184H194V182L197 184L192 185ZM66 184L68 186H66ZM140 184H141V186L144 184L142 186V188L140 187ZM185 184H189L190 187L188 188V185L185 186ZM210 184H213V185L210 186ZM223 184L224 185L226 184V186L228 185L227 186L228 189L225 188V186ZM137 185H139V186H137ZM197 185L200 188H196L195 186H197ZM192 186H193V190H191ZM213 186L215 188H213ZM216 186H218V187L216 188ZM261 186H262V188H260ZM208 187H210V188H208ZM239 187H241V188H239ZM136 188H137V190H136ZM194 188L196 190L198 189V191H196ZM229 188H231V189H229ZM237 188H239V189H237ZM204 189H206V190L204 191ZM253 189H254V191H253ZM135 191H137V192H135ZM250 191H252V194L249 193ZM80 192H81V194H80ZM138 192L140 195L138 194ZM261 192H263V193H261ZM188 193H190V194H188ZM196 193H197V195H196ZM78 194H80V195H78ZM261 194H263V195L260 197ZM147 195H148V197H147ZM248 195L251 197V199H249ZM236 196H238V197H236ZM193 197H194V199H193ZM199 197H201V198H199ZM64 198H66V199L64 200ZM191 198L193 201L191 200ZM2 199H3V196L0 197V202ZM141 200L146 202V203L143 202L144 204L142 203V205H141L140 204L142 202ZM258 200L260 201V204H258L259 203ZM194 201H195V203H194ZM255 201H258V202H255ZM263 201H264V198H263ZM117 202H119L118 203L119 205H117ZM126 202H127V204H126ZM255 203H257V204H255ZM24 204H26V203H24ZM121 204H123L126 207H123V205H121ZM136 204H137V206H136ZM120 205H121V207H120ZM130 206H131V208H130ZM118 207H119V209H118ZM18 208H19V210L21 209L20 207H17V211H19ZM35 208H37L38 213L40 214L37 219L40 221L46 220L47 216H48V214L45 212L46 209L44 210L40 206H37ZM135 209H136V211H135ZM166 209H168L169 212ZM133 211H134V213H132ZM81 212H83V213H81ZM59 213H61V212L54 213L53 218L54 219H57V218L61 219L60 216L62 214H59ZM119 214H121V215H119ZM139 214H142V216ZM125 215H127V216H125ZM129 215H131V216L129 217ZM167 215H169V216H167ZM195 215L198 218H194ZM204 215H205V217H204ZM19 216H20V214H19ZM85 216H86V218H85ZM113 216H116V217L113 218ZM218 216H219V218L221 216V218L230 219L231 224H232L231 229L234 232L228 233L229 235L222 232L221 228L218 225H216V223L214 224V222H213V221H215L214 218H217ZM118 217L120 219L119 221L121 222L120 224H119V222L117 224V221H116V220H118ZM112 218L116 219V220H113ZM107 219H109V220H107ZM121 220H125L126 222L125 221L122 222ZM132 221L134 222V224ZM138 221L142 225L138 224L137 223ZM173 221H174V223H173ZM112 222H115V223H112ZM135 224L137 226L139 225V227L135 226ZM204 224H206V225H204ZM114 225L117 227H115ZM135 228L136 229L140 228V229L136 230ZM209 228H210V230H209ZM212 228H213V231H212ZM217 228H220V229H217ZM132 229H134L135 232L131 231ZM168 229H169V231H168ZM243 229H245V230H243ZM94 230H96L95 233H94ZM138 230H140V231H138ZM137 231L139 233L141 232L142 235L137 234L138 233ZM181 231H183V232H181ZM143 232L146 234H144ZM254 232H256V233H254ZM205 233H206V235H204ZM211 233L215 234V235L218 234V235H216L218 237L217 238L218 240L217 239L214 240V241H216L217 247H215L214 241L212 244V241H211L212 239L210 238V235H212ZM179 234H180V236H179ZM208 234H209V236H208ZM219 236H220V238H219ZM82 237H83V239H82ZM133 237H135V238H133ZM145 237L147 240L145 239ZM153 237H154V239H153ZM131 240H132V242H131ZM142 240H143V242H147L150 240V243L148 242L147 245L151 244L150 245L151 247L156 244L154 247L156 248L157 252L155 253L154 249H153V251L150 250L151 248L148 246L149 250H150L149 252L150 253L152 252V255H150V254H149L150 256L147 255L146 250H148V247L147 248L145 246H144V248L141 247V249H143V250H141L140 246H139L140 244H138ZM221 241H222V243L219 244ZM157 242H159V243H157ZM153 243H154V245H153ZM227 245H228V247H227ZM231 245L232 246L235 245V246H233V248L234 247L235 248L234 249L231 248L232 247ZM168 246H169V248H168ZM221 246H223L224 248ZM255 247L257 248V250H255L256 249ZM225 250H226V252H225ZM256 251H257V253H256ZM153 252L155 253L154 255H153ZM176 252H178V253H176ZM181 252H182V254H181ZM187 252H188V254H187ZM222 252L224 254H222ZM5 253H7V252H5ZM139 253H141V254H139ZM162 253H165V254H162ZM184 253H185V255H184ZM261 253L263 255H261ZM176 254H177V256H176ZM256 254L258 255L257 257H256ZM225 255L227 257H225ZM180 256H182V257H180ZM145 257L147 258V260L149 262H147ZM151 257L153 259L150 261L149 259ZM84 258H85V260H84ZM138 258H139V260H138ZM8 259L10 261H8L7 264H28L26 262V260H24V259L20 260V262L17 263L16 261H14L15 258L13 256L8 257ZM158 260H159V262H158ZM256 260H259V261H256ZM44 264H53V263H51V261L45 260Z\"/></svg>",
	"mask_w": 264,
	"mask_h": 264
}]
</instances>
